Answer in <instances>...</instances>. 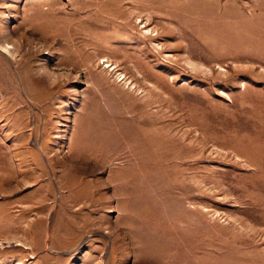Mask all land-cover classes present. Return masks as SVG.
<instances>
[{
	"label": "rangeland",
	"instance_id": "obj_1",
	"mask_svg": "<svg viewBox=\"0 0 264 264\" xmlns=\"http://www.w3.org/2000/svg\"><path fill=\"white\" fill-rule=\"evenodd\" d=\"M0 264H264V0H0Z\"/></svg>",
	"mask_w": 264,
	"mask_h": 264
}]
</instances>
